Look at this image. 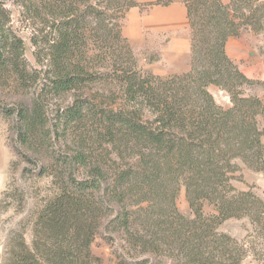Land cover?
<instances>
[{
	"label": "trees",
	"instance_id": "1",
	"mask_svg": "<svg viewBox=\"0 0 264 264\" xmlns=\"http://www.w3.org/2000/svg\"><path fill=\"white\" fill-rule=\"evenodd\" d=\"M16 1L36 64L0 0V114L56 193L30 243L12 231L4 264H96L99 235L117 243L112 264H264V198L234 183L264 175V101L249 92L264 81L227 50L245 29L264 34V0H183L191 68L165 76L140 66L123 27L132 7L175 0ZM230 219L249 222L243 239L221 230Z\"/></svg>",
	"mask_w": 264,
	"mask_h": 264
},
{
	"label": "rangeland",
	"instance_id": "2",
	"mask_svg": "<svg viewBox=\"0 0 264 264\" xmlns=\"http://www.w3.org/2000/svg\"><path fill=\"white\" fill-rule=\"evenodd\" d=\"M229 1L224 0L225 3ZM5 2L8 8L13 9L12 23L24 39L26 58L30 64L35 65V46L31 40L35 29L33 21L30 18L25 20L26 15L21 13L16 0ZM227 47L229 55L249 77L264 81V34L245 29L239 37L230 38ZM134 54L143 68L165 71L169 67L168 62L160 58L158 52L150 49H137ZM210 91L219 103L225 104L229 99L226 92L216 86H211ZM249 92L257 94L264 101L263 85L254 86ZM13 122V118H5L0 114V264L8 262L12 257V231L26 229L25 238L30 243L37 212L56 193L52 177L40 176L36 166L27 162L15 150L19 144L12 129ZM261 123L264 127V118H261ZM242 174L243 181L236 180L235 185L239 189L254 185L253 190L264 198V175L247 168H244ZM177 204L183 213L191 214L184 188L180 190ZM221 230L243 239L250 230V224L247 219H230L221 226ZM91 249L96 257V264H112L119 255L117 243L101 235L95 238Z\"/></svg>",
	"mask_w": 264,
	"mask_h": 264
},
{
	"label": "crops",
	"instance_id": "3",
	"mask_svg": "<svg viewBox=\"0 0 264 264\" xmlns=\"http://www.w3.org/2000/svg\"><path fill=\"white\" fill-rule=\"evenodd\" d=\"M137 1L141 4L156 0ZM123 32L135 51L150 49L158 52L159 57L168 62L169 67L165 71H157L150 67L155 74L165 76L190 70L191 29L183 0H175L169 5L132 7L125 18ZM220 104L228 106L230 100Z\"/></svg>",
	"mask_w": 264,
	"mask_h": 264
}]
</instances>
